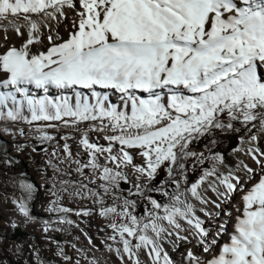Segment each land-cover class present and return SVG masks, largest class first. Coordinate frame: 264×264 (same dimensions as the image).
I'll list each match as a JSON object with an SVG mask.
<instances>
[{
    "label": "snow or ice",
    "instance_id": "1",
    "mask_svg": "<svg viewBox=\"0 0 264 264\" xmlns=\"http://www.w3.org/2000/svg\"><path fill=\"white\" fill-rule=\"evenodd\" d=\"M68 11L76 18L66 37L50 25L45 35L34 18L66 20ZM0 35V121L17 126L4 131L49 143L51 129L73 130L61 135L62 147L42 149L54 223L73 224L69 213L104 218L105 246L121 264H174L164 244L180 241L208 254L189 248L188 264H264V0H0ZM218 131L240 133L234 151L256 167L241 160L221 171L222 154L190 149L206 136L214 146ZM190 159L211 165L194 182ZM21 187L30 199L34 186ZM206 191L221 202L243 193L235 217L225 213L231 230L227 222L215 233L204 226L197 213L213 214L197 203L220 207ZM14 203L29 218L28 202ZM50 230L63 231L45 222ZM53 243L65 264H100L74 243L80 258Z\"/></svg>",
    "mask_w": 264,
    "mask_h": 264
},
{
    "label": "rangeland",
    "instance_id": "2",
    "mask_svg": "<svg viewBox=\"0 0 264 264\" xmlns=\"http://www.w3.org/2000/svg\"><path fill=\"white\" fill-rule=\"evenodd\" d=\"M34 18L39 19L45 25L43 29L45 35L48 34L47 26L50 25L53 35L59 32L60 36L66 37L72 21L76 17L75 13L68 11L66 20L48 21L47 17ZM19 22L24 23L23 20ZM2 23L7 24L8 21H3ZM10 35L14 37V34L10 33ZM0 43H4L2 35H0ZM46 44L47 41H45ZM37 47L40 50H44V46L38 45ZM52 94L55 95L57 93L53 90ZM111 100L119 103L116 95H111ZM2 124L3 121H0V125ZM84 126L81 125V127ZM71 131L73 130L71 129L68 132ZM74 135L77 138L78 134L74 133ZM240 135V133L218 131L211 137V139L216 141L214 146L206 136L191 144L190 149L196 152H205L207 155L208 149L211 148L213 153L222 154L225 158V166L221 167V171H227L228 168H235L239 161L244 160V156L234 151V149L240 147ZM59 138L60 136L56 135V140L49 143H40L35 135L21 137L6 131L3 134L0 133V259L4 260L6 264H37L36 252H38L39 260L43 261V264H65L61 257L55 255L57 248L53 241H59L64 245L69 256L80 258L79 253L70 246L74 243L78 249H84L88 253L89 259L95 257L100 264H103L99 256L95 254L88 237H91L99 246L106 247L105 237L111 231L105 232L109 230L106 228L105 223L99 225V223L95 222L94 226V223L91 224V216H77L74 213L68 214V218L74 222L73 224L54 223L58 219L57 214L46 210L51 197L48 195V185L44 183L45 174L42 170L46 167L47 154L42 149L46 148L51 152L57 142L62 147L63 142ZM69 143L74 145L75 141L70 140ZM33 148H35V151H33ZM187 164L190 182H194L199 178L203 168L211 167L207 161L203 165L193 166V159H190ZM252 166L256 167L254 164ZM257 171L259 172L258 168ZM47 175L50 176L51 172L49 171ZM165 178L166 170L160 173L158 180ZM22 183H30L34 186L30 199L29 194L21 187ZM204 187L207 189V184ZM169 190L171 191V188ZM154 195L158 200L166 199L159 193ZM238 195L239 191L233 193L231 199L227 202H221L217 195H215V199L220 204L219 208L231 204L235 208L237 206L235 201ZM21 199L28 202L29 218L23 217L14 203V201ZM85 202L65 201L66 206L72 208L81 207ZM142 203L137 208L138 214H143L144 212ZM238 204L242 205V201L239 200ZM44 222L52 224L53 228H62L63 231L50 230L45 232ZM14 224L15 226H13ZM107 243L112 242L107 241ZM80 260L81 264H88V261L83 258H80Z\"/></svg>",
    "mask_w": 264,
    "mask_h": 264
},
{
    "label": "bare ground",
    "instance_id": "3",
    "mask_svg": "<svg viewBox=\"0 0 264 264\" xmlns=\"http://www.w3.org/2000/svg\"><path fill=\"white\" fill-rule=\"evenodd\" d=\"M47 20L52 21L53 19L47 18ZM12 34H14V33H12ZM14 43H19V41L17 39H15V37H14ZM0 44H3V43H0ZM20 126L27 127L26 125H20ZM15 127H17V126L11 124L10 122L3 121V124L0 125V133L3 134V132H5L4 131L5 128L14 129ZM69 130H71V129H65V128L61 127L59 129L58 133L55 129H51L50 131L54 135H59L61 137V135L63 133L68 132ZM90 135L93 138H95L97 134L91 133ZM76 139H79V134H78ZM60 140H62V139H60ZM62 142L64 143L63 140H62ZM100 143H105V142L101 140ZM73 150L75 151V144L73 145ZM238 154L241 156H244L243 161L252 165V161L250 160L249 157L246 156V154L244 152H239ZM259 176H260V173L257 171L256 175L253 176L252 179L258 181ZM221 190H223V189H221ZM205 194L211 200L217 201L215 199V195H216L215 193H213L211 191H206ZM242 194L243 193L239 191L238 198L235 201V203L237 205L235 208L231 206L232 204L229 206L227 205L226 207L217 208L214 204H211V203H209L207 205H200L199 203L193 201L194 203H197L198 208L203 207L204 209H206V212L213 214V215L209 216V215H206L205 212H198L197 213L204 220V226L206 228H208L211 233H215L218 230L217 225H219L221 223H225V222L228 223L229 230H231V225H232L233 221L228 220V217L225 216V213L232 212L233 218L235 217V215L237 214L235 211L236 208L241 206V204L239 205L238 203H239V200H241ZM83 204H84L83 206L86 205L88 207H92V205L88 201H86ZM216 213H220V215L217 216V215H215ZM95 218H97V219H95ZM95 222L99 223V225L101 223L107 224V221L104 218L94 214L91 216V224L94 223V226H95ZM108 231H111V230L109 229V230H106L105 232L108 233ZM182 234L186 235L187 233H182ZM226 239H227V236H224L221 238L222 241L226 240ZM91 240H92L91 246L93 247L95 254H97L99 256V258L102 260L103 264H121V261L117 258V256L113 252H109L106 247L99 246L98 244H96L94 242V240L92 238H91ZM115 246L118 247L120 245H115ZM164 247L169 252V255L173 259L174 264H188V261L186 258V252L189 248H191L192 251H194L197 255H201V256H207L208 255V254H204L202 252L201 247L195 245V241H193L191 244L180 241V242H178V244L176 246H173L171 243H165ZM141 259L147 261L148 257L145 256L143 253H141ZM125 264H130V262H128L126 259Z\"/></svg>",
    "mask_w": 264,
    "mask_h": 264
},
{
    "label": "trees",
    "instance_id": "4",
    "mask_svg": "<svg viewBox=\"0 0 264 264\" xmlns=\"http://www.w3.org/2000/svg\"><path fill=\"white\" fill-rule=\"evenodd\" d=\"M235 146V145H234ZM161 202H164V203H166V202H168V200H167V198L166 199H163V200H160Z\"/></svg>",
    "mask_w": 264,
    "mask_h": 264
}]
</instances>
